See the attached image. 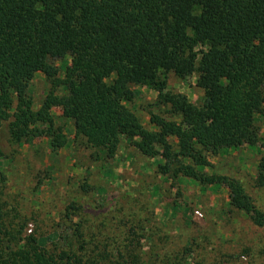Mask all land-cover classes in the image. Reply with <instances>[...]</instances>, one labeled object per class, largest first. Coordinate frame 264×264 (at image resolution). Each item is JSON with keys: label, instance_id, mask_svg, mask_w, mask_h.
Returning <instances> with one entry per match:
<instances>
[{"label": "trees", "instance_id": "trees-1", "mask_svg": "<svg viewBox=\"0 0 264 264\" xmlns=\"http://www.w3.org/2000/svg\"><path fill=\"white\" fill-rule=\"evenodd\" d=\"M51 58L69 59L62 78ZM187 68L197 74L200 104L166 90L165 75L183 78ZM35 73L51 83L38 109L28 91ZM59 85L65 94L54 91ZM131 85L154 89V104L168 106L166 113L179 121L152 113L155 129L144 127L127 106L136 97ZM54 108L72 123L75 144L97 151L93 158L99 151L112 158L123 137L142 155L162 157L158 172L171 180L225 184L228 204L264 224V212L238 180L204 170L210 166L207 146L236 149L260 138L264 0H0V125L12 116L14 141L45 135L57 151L68 138L55 124ZM257 168L264 178V157ZM10 239L0 237V264H59L44 249L46 237H31L21 246ZM195 243L192 238L189 245H177L181 255L170 257L184 260ZM60 258L96 264L65 253ZM131 264L139 263L135 258Z\"/></svg>", "mask_w": 264, "mask_h": 264}, {"label": "rangeland", "instance_id": "rangeland-1", "mask_svg": "<svg viewBox=\"0 0 264 264\" xmlns=\"http://www.w3.org/2000/svg\"><path fill=\"white\" fill-rule=\"evenodd\" d=\"M49 61L62 78L69 59ZM165 77L167 91L201 103L194 70L188 69L183 78L173 72ZM131 87L136 97L127 106L144 127L155 129L149 121L152 113L179 121L166 113L168 106L154 104V89ZM50 88L49 79L35 73L28 88L34 109ZM54 91L66 92L62 85ZM52 114L68 138L57 151L45 135L14 141L9 133L12 116L0 125L1 238H12L11 244L21 246L31 237L44 236V249L59 264H74L61 259L62 253L96 264H131L135 258L139 264H264V224L257 225L243 210L228 204L225 184L202 185L183 176L171 180L158 172L162 157L142 155L123 137L112 158L106 159L100 151L93 158L95 149L73 141L72 123L56 108ZM256 124L260 138L254 145L207 146L204 152L210 166L204 170L238 180L254 206L264 212V178L257 168L264 157L263 119ZM192 238L197 243L189 256L170 257L180 256L176 246L189 245Z\"/></svg>", "mask_w": 264, "mask_h": 264}]
</instances>
